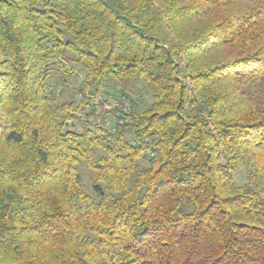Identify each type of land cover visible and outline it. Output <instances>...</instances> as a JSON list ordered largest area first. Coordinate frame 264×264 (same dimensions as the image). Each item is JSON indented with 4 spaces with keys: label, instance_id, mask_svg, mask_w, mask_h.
<instances>
[{
    "label": "trees",
    "instance_id": "16d2710c",
    "mask_svg": "<svg viewBox=\"0 0 264 264\" xmlns=\"http://www.w3.org/2000/svg\"><path fill=\"white\" fill-rule=\"evenodd\" d=\"M0 264H264V0H0Z\"/></svg>",
    "mask_w": 264,
    "mask_h": 264
},
{
    "label": "rangeland",
    "instance_id": "374dc122",
    "mask_svg": "<svg viewBox=\"0 0 264 264\" xmlns=\"http://www.w3.org/2000/svg\"><path fill=\"white\" fill-rule=\"evenodd\" d=\"M76 70V77L73 78V81L70 83L69 86L64 90V98L67 100L71 99H80V86L82 81L84 80V72L79 69L77 66L75 67ZM55 76L57 75L54 73ZM118 90H121V87L118 86ZM111 95L102 96L101 94L98 95V98L96 100L97 109L92 116L83 115L82 120L77 121L75 124L73 123L70 125V128L74 131L82 132L84 130V127L86 124H88L90 121L92 123H103L106 127H113V124L116 122V118L120 117V111H122V106L125 105V103L130 104V106L133 108H136V110H143L146 107L150 105V103L154 100L153 90L150 88H147L145 84L138 83L134 86H130L127 92L131 93L132 99L131 100H124L119 97V92L112 89ZM120 109V110H119ZM147 164V162H144ZM81 175L82 180L84 183V187L86 190L90 193L92 198L94 200L101 199L96 193H94L92 188V173L85 167L81 166ZM236 178L238 184L242 185L246 182L245 180V168L241 167L236 172Z\"/></svg>",
    "mask_w": 264,
    "mask_h": 264
},
{
    "label": "built area",
    "instance_id": "2783aa9c",
    "mask_svg": "<svg viewBox=\"0 0 264 264\" xmlns=\"http://www.w3.org/2000/svg\"><path fill=\"white\" fill-rule=\"evenodd\" d=\"M122 111H123V113H125V114H127V113H129L130 111H131V106H130V104H128V103H125V105H123L122 106ZM117 122H123V120L122 119H119Z\"/></svg>",
    "mask_w": 264,
    "mask_h": 264
}]
</instances>
